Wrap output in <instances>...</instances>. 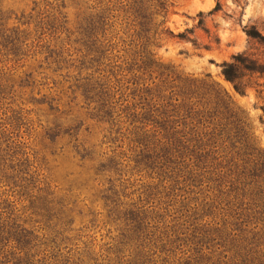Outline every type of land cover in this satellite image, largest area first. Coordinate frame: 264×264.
<instances>
[{
  "label": "trees",
  "instance_id": "obj_1",
  "mask_svg": "<svg viewBox=\"0 0 264 264\" xmlns=\"http://www.w3.org/2000/svg\"><path fill=\"white\" fill-rule=\"evenodd\" d=\"M53 1L47 7L56 13L40 14L42 32L31 42L25 31L7 26L0 9V57L17 64L30 53L45 54V61L57 70L68 65L63 51L51 49L45 41L63 32L66 19L61 13L64 3ZM113 1L123 5V11L128 9L140 27L138 68L160 73L154 50L158 37L189 40L192 31L175 34L165 27L169 0H96L95 8ZM105 25L99 19L78 28L81 47L76 55L82 57L77 76L70 79L76 90L73 100L80 98L82 108L108 126L110 140L119 143L96 170L109 184L103 200L117 235L99 252L93 244L69 247L72 239L67 235L74 231L75 212L49 187L37 188L28 160L11 145L8 131L24 123L20 113L11 111L6 117L4 106L14 92H6L7 84L0 79V188L4 184L30 203L27 221L13 217L0 203V264H264V149L248 119L228 92L206 84L201 88L194 79L185 81L180 93L176 87H163L156 94L134 92L132 99L139 102L122 108L128 100L118 76L124 70L114 65V58H107L113 47H105L110 42L103 40ZM247 34L259 37L255 30ZM245 73L264 75V64L236 55L222 65L223 76L240 95H245L241 82ZM56 129L45 137L51 145L67 137L82 161H97L79 140L78 128ZM119 158L127 162L126 168L134 163L137 173L151 181L137 199L134 191L128 192L134 186L130 179L120 180L124 173Z\"/></svg>",
  "mask_w": 264,
  "mask_h": 264
},
{
  "label": "rangeland",
  "instance_id": "obj_2",
  "mask_svg": "<svg viewBox=\"0 0 264 264\" xmlns=\"http://www.w3.org/2000/svg\"><path fill=\"white\" fill-rule=\"evenodd\" d=\"M61 2L64 3L61 13L66 18L63 32L57 31L52 37H45V41L51 49L63 51L68 65L57 70L54 63L45 61V54L30 53L17 64L0 57V79L7 84L6 92H14V96H8L4 106L6 117L20 113L24 123L18 130L12 129L13 134L9 135L11 131H8L7 136L16 151L28 160L37 188L49 187L57 200L71 204L70 208L75 213L74 231L67 235L72 239L69 247L74 248V243L81 247L93 244L95 252H99L106 249L105 245L111 243L117 233L115 224L107 217L103 200L109 184L105 176H97L96 170L100 163L113 156L111 151L117 149L119 143L110 140L108 126L93 120L82 108L84 104L80 98L73 100L72 92L76 90L70 78L77 76L82 57L81 54L76 55L81 47L78 28L87 21L97 23L99 19L107 24L103 40L110 41L108 44L105 42L106 49L109 45L113 47L107 52V58H114V65L124 70L118 76L124 99L128 100L122 102V108L128 103L139 102L138 98L132 99L134 92L156 94L163 87L166 90L176 87L175 92L180 93L185 81L194 79L201 88L206 84L215 90L220 88L228 92L248 119L257 136V144L264 149V75L245 73L241 80L245 95H240L222 74V65L232 62L236 55H246L264 64V0H169L171 6L165 27L175 34L186 30L192 33L188 35L189 40L169 35L158 37L154 50L156 63L162 68L160 73L138 68L142 64L139 57L142 50L137 37L141 30L130 11H123V5L113 1L110 5L95 8L96 0H61L59 5ZM48 3L54 1L0 0V9L7 26L25 31L28 42H31L42 32L39 29L40 14L47 10L48 15L54 12L47 7ZM216 8L218 10L214 11ZM248 30H255L259 37L250 38ZM68 54L72 56L68 57ZM126 87L129 89L125 90ZM0 117L3 118L1 114ZM56 125H60L62 131L78 128L79 140L94 152L97 161H82L73 146L68 144L67 137H59L51 145L45 137L47 133L53 135L58 131ZM123 151L127 152V148L124 147ZM128 155L131 156L127 152ZM119 161L123 165L124 178L115 175L113 178L116 181L130 179L134 186L128 192L134 191L136 195L133 198L137 199L151 181L144 174L137 173L134 163L126 168L127 162L122 163L120 158ZM0 203L13 213V217L22 221L30 219L27 212L29 200L4 184L0 188Z\"/></svg>",
  "mask_w": 264,
  "mask_h": 264
}]
</instances>
